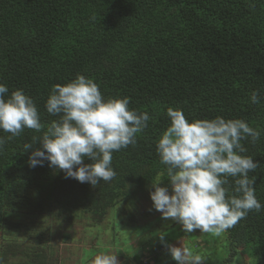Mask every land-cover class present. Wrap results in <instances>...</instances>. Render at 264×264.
<instances>
[{
    "label": "trees",
    "instance_id": "obj_1",
    "mask_svg": "<svg viewBox=\"0 0 264 264\" xmlns=\"http://www.w3.org/2000/svg\"><path fill=\"white\" fill-rule=\"evenodd\" d=\"M77 75L98 84L105 98L128 97L130 109L151 117L134 146L113 152L115 178L95 187L66 179L47 162L29 167L33 149L23 148L58 119L45 110L53 85ZM0 84L30 96L43 125L0 148V224L20 209L66 223L80 212L101 221L119 203L135 211L150 200L157 176L168 178L156 142L169 126V107L190 122L220 116L260 132L255 143L242 141V155L259 165L249 175L264 205V99H249L255 90L264 97V0H0ZM225 232L229 258L264 264V207ZM131 263L146 264L139 255Z\"/></svg>",
    "mask_w": 264,
    "mask_h": 264
},
{
    "label": "clouds",
    "instance_id": "obj_2",
    "mask_svg": "<svg viewBox=\"0 0 264 264\" xmlns=\"http://www.w3.org/2000/svg\"><path fill=\"white\" fill-rule=\"evenodd\" d=\"M250 103L260 104L264 97L252 91ZM130 99L105 98L99 85L77 75L65 85H53L45 101V110L56 116L42 136L24 144V151L33 149L27 164L62 170L66 179L97 186L100 181L115 178L113 152L136 144V135L148 126L147 112L130 109ZM169 126L156 142L160 163L166 166L168 187L152 184L149 193L152 209L161 218L179 224L185 233L199 229L220 235L245 218L249 211L259 212L256 198L255 172L259 167L246 151L242 141L255 143L260 132L240 119L189 121L182 110H166ZM43 125L34 101L23 90L9 89L0 84V148L19 136L25 128L40 132ZM39 141L40 148H33ZM85 158L92 161L84 164ZM229 177L234 185H230ZM169 187L171 191H169ZM229 188L233 194H229ZM150 209V210H152ZM161 242L166 233L157 234ZM176 264H189L190 251L185 247L164 244ZM118 252H101L92 264H119ZM199 257L194 264H199ZM2 264V261H0Z\"/></svg>",
    "mask_w": 264,
    "mask_h": 264
},
{
    "label": "rangeland",
    "instance_id": "obj_3",
    "mask_svg": "<svg viewBox=\"0 0 264 264\" xmlns=\"http://www.w3.org/2000/svg\"><path fill=\"white\" fill-rule=\"evenodd\" d=\"M168 178L157 176L155 183L168 187ZM169 191H171L169 187ZM120 203L106 211L101 221L77 213L69 222L60 221L52 213L17 210L8 213L0 224V261L2 264H92L101 252H118L119 264H133L139 255L146 264H176L164 244L185 247L189 264L199 257V264H253L247 256L232 258L226 232L220 235L199 229L185 233L171 219L161 218L152 209L151 200H140L131 213ZM152 209V210H150ZM160 232L166 233L161 242ZM43 254L42 263L37 254Z\"/></svg>",
    "mask_w": 264,
    "mask_h": 264
}]
</instances>
